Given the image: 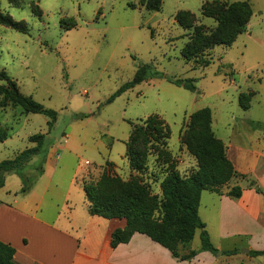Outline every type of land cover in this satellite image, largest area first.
I'll return each instance as SVG.
<instances>
[{
    "label": "rangeland",
    "instance_id": "374dc122",
    "mask_svg": "<svg viewBox=\"0 0 264 264\" xmlns=\"http://www.w3.org/2000/svg\"><path fill=\"white\" fill-rule=\"evenodd\" d=\"M148 1L16 0L17 4H13L10 0H0L1 12L23 21L28 27V32L24 33L0 25V71H6L23 93L58 112L57 121L50 129L48 116L26 113L21 106L12 103L3 105L1 94L0 127L8 129L13 143L9 148L0 144V161L10 159L15 150L21 152L34 146L29 137L37 133L48 135L53 144L57 140L59 149L68 146L74 152L70 154L67 170L64 169L70 175L69 181L65 177V192L56 190L54 196L62 201L71 175L80 168L75 186L70 187V199L79 210L77 214L85 201L81 182L94 181L103 167H107L123 181L137 179L153 198L148 212L161 219L164 215L161 185L168 173L175 170L182 177H188L198 171L202 163L209 167L214 165L213 155L220 153L216 148L209 149L200 159L184 142L188 139L194 146L203 136L200 128L188 127L195 111L211 108L213 130L225 142L240 141L238 131L248 132L252 120H264V63L254 70L242 67L241 39L229 48L225 45L207 47L190 61L182 56V49L196 26L210 32L219 24L217 18L202 10L206 0H163L159 11L149 10ZM36 7L41 9L40 16L35 12ZM179 11L195 14L191 28L177 22ZM196 59L211 63L201 66ZM248 60L254 61L253 57ZM261 60L264 62V57ZM146 64L158 75L109 102L111 95ZM248 74L253 78L260 76L262 82L249 81L259 93L245 109L237 89L246 96L253 93L246 89L244 79ZM167 77L192 79L197 89L191 91L178 86ZM6 84L0 80V85ZM243 102L248 103V99L244 97ZM150 118L151 124L163 119L170 126V138L164 141L162 135L151 134L147 136L145 147L144 131H138L140 140L136 148L145 161L136 167L125 154L126 142L133 130L132 122L152 131L154 126L148 127L146 122ZM37 159L34 157L31 163L35 164ZM109 161L113 164L107 165ZM44 165L41 174L29 169L28 177L33 181L30 189L40 182ZM243 178L234 175L221 189ZM15 181H21L24 186L18 174L9 183L13 185ZM1 195L4 196L3 192ZM49 198L48 193L46 204L51 203ZM192 245L201 246L200 230ZM263 259L248 258L240 252L233 263L264 264Z\"/></svg>",
    "mask_w": 264,
    "mask_h": 264
},
{
    "label": "crops",
    "instance_id": "0c3cea01",
    "mask_svg": "<svg viewBox=\"0 0 264 264\" xmlns=\"http://www.w3.org/2000/svg\"><path fill=\"white\" fill-rule=\"evenodd\" d=\"M250 1L253 15L246 31L234 43L242 40L239 60L242 67L254 70L264 63L261 60L264 57V0ZM249 57L254 61L249 62ZM231 64L234 65L233 62ZM261 79L250 74L244 79L247 91L253 92L251 99L259 90L253 88L249 81L261 83ZM237 92L241 94L242 91L237 89ZM251 123L248 132L241 134L238 131L240 141L230 139L225 142L221 138L234 168L246 177L232 181L222 193L203 190L198 211L212 243L220 251L237 250L234 254H214L205 250L184 260L140 232L134 233L128 242L112 247L113 231L124 227L126 221L91 215L86 198L77 214L79 210L70 199V187L75 186L80 168L71 175L62 201L54 196L56 190L65 192L63 180L66 177L69 181L70 175L64 169L67 170L70 154L74 153L68 146L59 149L57 140L50 147L40 182L28 192H22L21 181H15L13 185L9 183L16 173L6 175L5 185L0 188V240L16 248L15 259L21 264H234L240 252L248 258H264V255L251 254L252 250L264 251V120H252ZM65 140L68 143V139ZM12 143L10 133L4 142H0L4 148L11 147ZM19 152L15 150L11 158ZM236 185L241 186L242 195H228L227 192ZM48 193L51 203L46 204ZM192 243L191 249L200 248Z\"/></svg>",
    "mask_w": 264,
    "mask_h": 264
},
{
    "label": "trees",
    "instance_id": "16d2710c",
    "mask_svg": "<svg viewBox=\"0 0 264 264\" xmlns=\"http://www.w3.org/2000/svg\"><path fill=\"white\" fill-rule=\"evenodd\" d=\"M11 3L17 4L16 0H10ZM163 0H149L147 8L151 11H159L162 7ZM204 13L210 17H215L219 21L218 26L210 32H206L202 27L196 26L191 39L182 49V56L186 61L198 58L204 49L217 45L231 46L236 38L244 33L247 25L253 15V7L250 0H241L231 2L230 0H206L202 5ZM35 12L41 15V9L36 7ZM195 14L190 11H179L176 16L177 22L184 28L193 26ZM193 21V23H192ZM0 25H5L17 31L28 32V27L23 21L15 20L10 14L0 11ZM71 27H75L72 25ZM198 65L208 66L211 61L198 62ZM158 75L151 66L146 64L140 66L134 77L125 82L120 88L108 99L112 102L136 85L148 81ZM168 81L182 86L191 91H196L197 87L192 79L184 80L180 78L167 77ZM0 80L6 81V85H0V95L3 94V105L12 103L21 106L26 113H39L49 117L48 126L51 129L57 121L58 112L51 108H46L42 103L35 100L32 95L23 93L17 82L6 72L0 71ZM250 94V93H249ZM252 94L249 96L240 94V103L247 109ZM246 97L248 103H244ZM245 101V100H244ZM151 118L147 119L148 127L154 126L152 131L144 129L143 126L133 124V130L129 140L126 142V156L134 166H140L144 163L145 158L136 148L139 142L138 131L143 132L144 146L146 147L147 136L162 135L163 140L170 138V126L163 120L158 124H151ZM213 116L210 107H204L195 111L191 115L189 129L200 128L203 135L193 146L184 139L188 148L195 152V155L201 159L209 149L216 148L220 151L213 155L216 163L206 166L202 163L199 170L188 177H182L180 173L171 170L162 181L163 201L161 208L164 215L161 219L154 218L148 210L150 209L151 198L145 187L135 178L129 181H123L117 176L110 173L107 167H103L101 174L97 179L89 183L82 182L85 198L89 205V213L108 219L120 218L126 221L124 227L117 228L112 233L111 245L116 247L120 243L128 242L134 233L140 232L150 236L153 240L169 248L174 256L187 260L194 257L200 251H211L214 254L221 252L225 255H231L237 250L220 251L211 241L206 224L199 215L200 198L203 190H212L222 193L221 186L228 182L232 176L246 175L240 174L234 168L232 162L227 157L226 145L218 138L213 130ZM147 127V128H148ZM205 135V137H204ZM9 137L7 128L0 127V142H4ZM35 145L19 152L14 158L5 159L0 162V188L5 185L6 175L8 173L18 174L24 183L22 192H28L33 185L29 179V169L35 170V173L43 172V165L52 146V141L48 135L37 133L29 137ZM165 144V143H164ZM34 157H38L37 162L32 164ZM107 165L113 164L111 161ZM34 165V166H33ZM227 171L224 172V170ZM261 191V189H257ZM228 195L240 197L242 188L239 185L233 186ZM1 203V200H0ZM200 230L201 246L197 250L190 247L195 235ZM16 248L10 243L0 240V264H21L15 259ZM252 255H264V251L252 250Z\"/></svg>",
    "mask_w": 264,
    "mask_h": 264
},
{
    "label": "built area",
    "instance_id": "2783aa9c",
    "mask_svg": "<svg viewBox=\"0 0 264 264\" xmlns=\"http://www.w3.org/2000/svg\"><path fill=\"white\" fill-rule=\"evenodd\" d=\"M65 142H67V140H65ZM88 162V161H87Z\"/></svg>",
    "mask_w": 264,
    "mask_h": 264
},
{
    "label": "water",
    "instance_id": "95a60500",
    "mask_svg": "<svg viewBox=\"0 0 264 264\" xmlns=\"http://www.w3.org/2000/svg\"><path fill=\"white\" fill-rule=\"evenodd\" d=\"M247 252H248V250H247ZM218 254H220V252Z\"/></svg>",
    "mask_w": 264,
    "mask_h": 264
}]
</instances>
